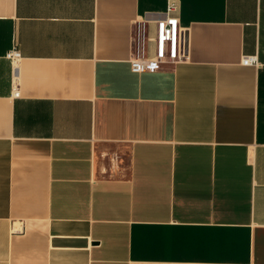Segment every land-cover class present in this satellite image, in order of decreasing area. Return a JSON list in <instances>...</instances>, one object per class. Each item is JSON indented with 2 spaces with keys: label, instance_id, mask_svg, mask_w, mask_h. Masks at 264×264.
I'll return each instance as SVG.
<instances>
[{
  "label": "crops",
  "instance_id": "1",
  "mask_svg": "<svg viewBox=\"0 0 264 264\" xmlns=\"http://www.w3.org/2000/svg\"><path fill=\"white\" fill-rule=\"evenodd\" d=\"M176 1L0 0V264H264V0Z\"/></svg>",
  "mask_w": 264,
  "mask_h": 264
},
{
  "label": "built area",
  "instance_id": "2",
  "mask_svg": "<svg viewBox=\"0 0 264 264\" xmlns=\"http://www.w3.org/2000/svg\"><path fill=\"white\" fill-rule=\"evenodd\" d=\"M178 3L176 0H167L166 8L161 18L154 21L156 34L149 36L146 26L150 21L138 22L140 39L147 42H156L158 53L154 57L134 56L129 59L130 70L133 73L153 72L166 64H173L185 58L186 30L179 27L177 18ZM6 57L16 64L20 59L17 49L10 50ZM256 59L248 56L241 61L244 65L255 64Z\"/></svg>",
  "mask_w": 264,
  "mask_h": 264
}]
</instances>
